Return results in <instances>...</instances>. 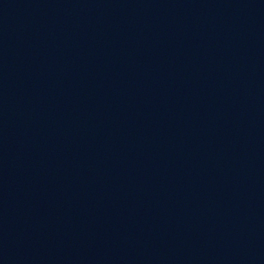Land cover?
<instances>
[{
    "label": "water",
    "instance_id": "water-1",
    "mask_svg": "<svg viewBox=\"0 0 264 264\" xmlns=\"http://www.w3.org/2000/svg\"><path fill=\"white\" fill-rule=\"evenodd\" d=\"M0 264H264V0H0Z\"/></svg>",
    "mask_w": 264,
    "mask_h": 264
}]
</instances>
